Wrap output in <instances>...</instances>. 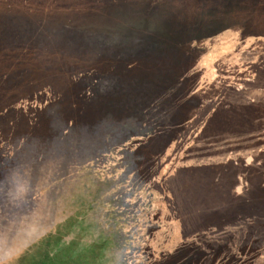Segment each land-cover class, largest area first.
<instances>
[{"label":"rangeland","instance_id":"rangeland-1","mask_svg":"<svg viewBox=\"0 0 264 264\" xmlns=\"http://www.w3.org/2000/svg\"><path fill=\"white\" fill-rule=\"evenodd\" d=\"M255 2L0 0V264H264Z\"/></svg>","mask_w":264,"mask_h":264},{"label":"crops","instance_id":"crops-1","mask_svg":"<svg viewBox=\"0 0 264 264\" xmlns=\"http://www.w3.org/2000/svg\"><path fill=\"white\" fill-rule=\"evenodd\" d=\"M251 6H259L258 9H256L255 12L251 13V16L249 17L250 22V28L248 29V33L246 34L248 38H254L256 40H260L264 38V6L261 4L255 2L254 4H250ZM239 19V18H238ZM247 31V30H246ZM238 36H241L243 33L242 29H238L237 31H234ZM212 57H209V59L205 60L204 65L201 66V70L204 71L203 73L206 75L204 77L207 80H210L212 77V60H210ZM199 68V67H198ZM216 71V70H215ZM215 80V77L213 78ZM212 80V81H213Z\"/></svg>","mask_w":264,"mask_h":264}]
</instances>
